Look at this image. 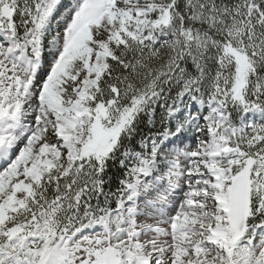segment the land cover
Segmentation results:
<instances>
[{
    "label": "snow or ice",
    "instance_id": "6c2138e0",
    "mask_svg": "<svg viewBox=\"0 0 264 264\" xmlns=\"http://www.w3.org/2000/svg\"><path fill=\"white\" fill-rule=\"evenodd\" d=\"M0 264H264V0H0Z\"/></svg>",
    "mask_w": 264,
    "mask_h": 264
}]
</instances>
